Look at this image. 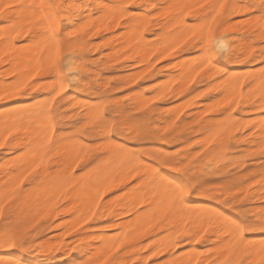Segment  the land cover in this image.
Listing matches in <instances>:
<instances>
[{"label":"snow or ice","instance_id":"obj_1","mask_svg":"<svg viewBox=\"0 0 264 264\" xmlns=\"http://www.w3.org/2000/svg\"><path fill=\"white\" fill-rule=\"evenodd\" d=\"M241 21L250 29L229 43L220 29ZM141 39L153 42L143 55ZM114 49L117 64L144 65L135 83L167 68L169 84L203 87L177 105L162 77L98 101ZM69 85L84 117L60 135ZM0 150V264L44 251L78 264H202L205 252L207 264H264V0H0Z\"/></svg>","mask_w":264,"mask_h":264},{"label":"rangeland","instance_id":"obj_2","mask_svg":"<svg viewBox=\"0 0 264 264\" xmlns=\"http://www.w3.org/2000/svg\"><path fill=\"white\" fill-rule=\"evenodd\" d=\"M189 19H191V18H189ZM148 27L150 29H154V28H156V25H154V24L153 25H148ZM113 31H118V30L117 29H113ZM222 31H223V29H220V32H222ZM145 34L148 37L150 33L145 32ZM121 37H122L123 40L127 38V36H124V38H123V36H121ZM226 37H228V38L234 37L233 36V32H231L229 34H226ZM93 39H97L98 40L99 37H93ZM118 40L121 43L124 42L119 37H118ZM112 41L113 42H111L110 46H114L116 44V42H117L116 40H112ZM101 51L103 52L104 49L102 48ZM122 51H123V49H118V50L114 49L113 50L114 53H111V54L109 53L107 57H103L104 59L108 60V63L106 65H104V64L100 65L101 72L98 73V76L101 79L105 80L106 82L102 86L103 90L100 93L96 94V97H97L98 101H99V99L103 98L106 94L107 95H111V96H118L120 94L119 92H121V91L127 92L129 89H132V88H135V89L138 88L137 90L141 91L142 90L141 86L143 84L145 85V88H147V85L149 83H151V80L160 81L162 79V77L163 78L165 77V79H163V82L165 80H167V82L165 81L164 83L168 84V80L170 79V77H173V76H169L167 74L169 72L176 71V69H167V68H165L157 76H152L151 73H148V77H146L144 80H140L139 83H135V82H133V77L134 76L138 77L139 75L142 74L141 72H138V69L139 68H144V65L143 64L132 65L131 61H128V62L127 61H123V64L126 65V66H121L120 64H117L116 63V57ZM115 53H117V54H115ZM93 54L94 55H99V53H93ZM110 55H111V57H110ZM120 59L123 60V56L122 55L120 56ZM161 63L166 64L167 62L166 61L165 62L162 61ZM156 67L158 69V68H160V65H157ZM235 69H236L237 73H239V71H241V72L247 71V69L243 65H237V66H235ZM153 71H156V69H153ZM150 75H151V77H150ZM204 75H206V73L202 74V77ZM130 80H131V82H130ZM170 80H172V78ZM174 80H175V78H173V81ZM117 83H119L121 85V88L119 90H117V89L112 87L114 84H117ZM125 83H127V87L124 86ZM169 85H170V87H172V90L177 93V91H178L177 88H179V87H176L174 83L173 84H169ZM202 87H203V85L200 83V78H198L197 84H194L191 87L185 86L182 89V91L184 92V95L183 96H181V95L177 96V98L175 99V103L176 104L178 103L177 105H179L180 102H184L185 103V101H184L185 96H188L189 93H192L194 89L199 90ZM148 90L149 91H153L152 89H148ZM75 94L77 95V93L73 91L71 85H69L67 90L64 92L63 96L58 98V104L60 105V111L62 113H67V115H63L62 119L57 123V130H58V134H60V135H73V134H75L76 131H78V128H76L74 126L77 124L78 120H81L84 117V113L80 112V111L78 112V110H77L78 106H76L74 104V100H75L74 99L75 98L74 95ZM138 94H139V92L137 93V95ZM33 95H35V94H33ZM168 95L171 96V93H168ZM21 99L23 101H25L26 103H30L29 98H27V97H22ZM208 100H209V97H203L201 102L200 101H193L194 108L190 109L189 111H192L193 114H196L195 113V109L203 106L206 102H208ZM158 103L161 104L163 107L160 108V109H156L155 111H156L157 115H159L161 117V120H163V119L166 118L167 110L169 108H171L173 101L165 99V100L159 101ZM186 103H187V101H186ZM242 107H244V105H242ZM165 108H166V110H165ZM172 110L174 111V109H172ZM186 115H187V113H186ZM258 115L259 114L257 112L253 113L251 111H245V112H241L240 113V116H239L238 119H241L242 121H244V119L246 120L247 118H249L248 116L252 117V119H253L254 117H258ZM181 119H183V117ZM61 125H63V126H61ZM60 129H65V132L64 133H60L59 132ZM256 135L258 136V131H257ZM256 139H259V138L256 137ZM0 156H3L4 158H6L7 154L4 153V151L2 150V151H0ZM253 159L255 160V163L253 165L254 169L256 171H260L262 161L259 159V157H255ZM212 241H214V240L212 239L210 241H207L208 243L205 242L207 244V248L208 249L210 247L214 246ZM76 254H77V256H76ZM36 255H34V256L33 255H28V256L26 255L25 258H29V259H31V260H33L35 262H38V264H44V260L42 258H40L39 253H37ZM204 256H205V254L202 257H204ZM70 259H74L72 261L75 264L78 263L79 262V253H68L67 255L61 254L60 257H58V259L56 261L59 264H64L65 260L69 261V263H70V261H71Z\"/></svg>","mask_w":264,"mask_h":264},{"label":"bare ground","instance_id":"obj_3","mask_svg":"<svg viewBox=\"0 0 264 264\" xmlns=\"http://www.w3.org/2000/svg\"><path fill=\"white\" fill-rule=\"evenodd\" d=\"M159 1V3H167V2H169V0H158ZM171 2H175V0H171ZM187 2H190V3H202L203 2V0H187ZM200 11H202V10H200ZM250 25L249 24H246V23H244L243 21H241V22H239V23H237V24H231V25H226L224 28H223V31L222 32H220L222 35H224V36H226V34H229V33H231V32H233V31H238L240 34H244V32H245V30L246 29H250ZM118 30V29H117ZM232 35V34H231ZM144 37L146 38L147 36H146V34L144 33ZM119 38H121V40H123L122 39V37H119ZM123 38H124V36H123ZM131 39V36L130 35H127V38L126 39H124L123 41H125V40H130ZM137 39H139V37L137 38ZM237 39V37H231V38H228V40H229V43H231V42H233L234 40H236ZM113 42V41H112ZM140 45H141V47L140 48H137L136 49V51L137 52H139L141 55H143L145 52H149V51H151V49L148 47V45H150V44H152L153 42L152 41H150V40H147V39H141L140 41ZM135 42H133V44H134ZM127 47V46H126ZM111 53H114L113 51L111 52ZM110 53V54H111ZM115 54H117V53H115ZM110 57H111V55H110ZM135 58H137V59H139V57L137 56V57H135ZM128 62V61H127ZM126 62V63H127ZM165 62V61H164ZM182 63V62H181ZM163 64V63H162ZM133 65V64H132ZM124 66H126V65H124ZM128 66V65H127ZM131 67V66H130ZM141 67V66H140ZM178 67H180L179 65H178ZM194 67V66H193ZM145 71H146V69H144ZM190 69H184V71L185 72H187V71H189ZM236 70V69H235ZM238 70V69H237ZM241 70V69H240ZM237 72V71H236ZM239 72H241V71H239ZM139 75V74H138ZM152 75V74H151ZM151 75H150V77H151ZM167 78V77H166ZM172 78V80H170ZM173 78H175V79H177V77H170V79L168 80V84H169V81H173ZM164 79H165V77H164ZM166 82H167V80H165ZM164 81V82H165ZM130 82H131V80H130ZM163 82V83H164ZM164 84H166V83H164ZM144 85V84H143ZM145 86V85H144ZM170 86V85H169ZM138 89V88H137ZM178 89V91H177V96H179V93L182 91V89L183 88H177ZM142 91V90H141ZM154 91V90H153ZM139 93H140V91H138ZM137 92V93H138ZM120 93V92H119ZM74 104L76 105V106H78V107H81V106H83V104L85 103V101L81 98V97H79L78 95H74ZM182 100V99H181ZM180 101V100H179ZM178 101V102H179ZM183 101V100H182ZM184 101H185V103H186V100H185V98H184ZM207 101V100H206ZM201 102V101H200ZM181 103V102H180ZM178 104V103H177ZM165 110H166V108H165ZM75 111V110H74ZM77 111V110H76ZM79 112V111H78ZM254 113V112H253ZM258 113V112H257ZM77 114V113H76ZM259 114V113H258ZM73 115V114H72ZM82 115V114H81ZM253 116V115H252ZM80 117V116H79ZM245 117V116H244ZM243 117V118H244ZM250 119H252V117H250V116H248ZM249 118H247V119H249ZM259 115H258V117H254L253 119H255V120H259ZM78 119V118H77ZM76 119V120H77ZM246 119V120H247ZM241 120V119H240ZM245 120V119H244ZM79 121V120H78ZM242 121V120H241ZM61 126H63V125H61ZM30 131H32L31 129H30ZM37 131H39V129L37 130ZM256 137H258L259 139L261 138V133L259 132V130H258V136L256 135ZM241 140H243V137H241ZM0 151H2V150H0ZM7 157V156H6ZM212 235V233H209V236H211ZM210 240H212V239H209L208 237H205V242L206 243H208L207 241H210ZM205 242H202V243H205ZM212 243L214 244V246L213 247H210L209 248V250L210 251H212V252H214L215 251V245H216V243H217V241L216 240H214V241H212ZM209 246V245H208ZM65 247H67V244H65ZM199 247V246H198ZM62 254V252L61 251H56V252H53V251H44V252H40L39 253V256H40V258H42L43 260H44V264H59L56 260L58 259V257H60V255ZM22 255V254H21ZM28 256V255H27ZM34 256V255H33ZM37 256V255H36ZM76 256H77V254H76ZM208 256V252H205V256L204 257H202V256H200L199 258H200V260H201V262H202V264H207V260H206V257ZM28 262H29V264H38V262H35V261H33V260H31V259H29V258H25ZM71 261H70V263L69 264H75L72 260H74V259H70ZM76 264H78V263H76Z\"/></svg>","mask_w":264,"mask_h":264}]
</instances>
